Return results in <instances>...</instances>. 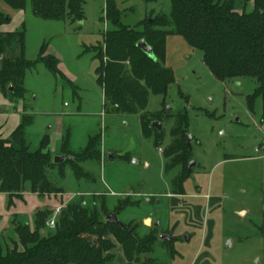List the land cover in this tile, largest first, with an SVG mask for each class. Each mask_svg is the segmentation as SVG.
Listing matches in <instances>:
<instances>
[{
	"label": "rangeland",
	"instance_id": "374dc122",
	"mask_svg": "<svg viewBox=\"0 0 264 264\" xmlns=\"http://www.w3.org/2000/svg\"><path fill=\"white\" fill-rule=\"evenodd\" d=\"M83 1L84 19L75 23L37 18L30 7L20 13L22 22L25 21L26 58L38 59L40 48L45 45V55L54 54L60 68L73 79L71 83L62 73L55 75L42 63L26 72L22 99L27 105L25 114L33 116V121L36 118L27 129V144L32 151L39 148L43 139L38 144L39 134L51 126L55 140L60 134L70 136L73 152L84 149L90 137H102L101 162L81 164L91 173L92 180L78 179L69 166L65 168V178H60L57 168L48 171L49 179L66 190L65 197L85 188L102 193L77 195L69 201L56 200L58 205L65 208L80 200L91 205L96 199L101 208L104 200L107 210V214L101 215L104 220L106 215L116 213L117 206L139 202L138 206L117 211L119 220L137 225L140 236L156 230L157 236L178 238L174 259L170 260L161 241L153 254L146 255L157 259L159 264H194L199 258H202L200 264H264L262 101L258 99L252 111L246 100L258 85L256 79L218 80L204 64L202 51L191 47L181 36L169 35L164 65L173 71L175 83L170 85L166 96L151 95L144 112L154 117L153 122H159V115L171 114L163 122L165 139L158 148L153 138L143 135L141 113L115 112L106 104L97 81V57L104 48V34L113 27L104 21L106 0ZM113 1L121 11L122 22L130 27L171 11L169 0ZM252 6L251 2L248 11ZM0 11L13 19L5 30L21 29L22 22L15 17L19 11L3 0ZM8 56H0V66ZM80 96L83 102L78 111ZM168 108L172 110L166 114ZM178 114H188L187 144L191 136L193 158L166 172L163 150L173 140L170 131ZM257 148L260 152H256ZM191 161L196 166L185 183L186 195H172L174 177L189 172ZM45 199L41 197L37 201L42 204L46 203ZM31 208V203L24 207L25 219L19 223H32ZM15 217L9 215L8 197H0V245L5 249L18 242L16 220H11ZM148 218L151 222L145 227L143 221ZM156 222L160 223L158 227ZM190 235L192 239L186 240ZM114 264L123 263L117 258Z\"/></svg>",
	"mask_w": 264,
	"mask_h": 264
},
{
	"label": "trees",
	"instance_id": "16d2710c",
	"mask_svg": "<svg viewBox=\"0 0 264 264\" xmlns=\"http://www.w3.org/2000/svg\"><path fill=\"white\" fill-rule=\"evenodd\" d=\"M3 1L16 11H26L30 7L35 17L48 21L75 23L85 16L83 0ZM169 1V14H158L130 27L122 22L121 11L115 2L106 0L104 21L113 28L104 34V48L97 57L99 66L96 69L106 104H110L115 112L141 113L143 135L153 138L155 146L161 148L165 131L153 127L154 117L144 112L151 95L166 96L170 85L175 83L173 71L164 62L168 36L178 35L191 47L202 51L204 64L218 80L256 79L258 85L246 100L253 111L256 101L261 99V124L264 126V0ZM251 2L252 10L248 11ZM10 22L11 17L0 11V26ZM142 40L153 49V57L138 48ZM45 51L46 46L42 45L38 59L26 58L25 25L15 32H0V56L9 55L0 66V94L11 100L23 99L26 72L40 63L55 75H61L59 60L45 55ZM159 116L158 120L163 124L171 114ZM32 123L33 116L25 114L22 123L8 139L0 136V192L9 195V209L14 198L22 196L27 184L30 192L39 196L63 193V188L49 179V170L57 168L60 178H65V168L69 166L78 179L90 181L91 174L81 164L102 160L101 135L90 137L84 149L73 152L70 150V136L66 134L62 149L71 159L55 164L50 152L44 151L50 142L48 135L43 137L35 151L27 144L25 133ZM187 129L188 114L176 115L170 131L173 140L163 150L167 160L166 172L193 158L191 145L187 144ZM189 178L190 172L178 173L173 179L172 194L185 195L184 186ZM102 204L98 208L96 199L91 205L85 200L69 203L61 210L56 226L50 232L47 231V222L53 214L50 208L35 212L33 228L29 223L13 220L18 242H14L12 248L5 249L0 245V264H114L117 244L133 264H159L157 259L146 257L155 252L159 241L168 251L170 260L175 258L174 244L178 238L161 240L156 230L140 236L137 225L124 223V228L107 223L101 216L102 212L107 214L106 202L102 200ZM138 205L139 202H127L117 206L116 212Z\"/></svg>",
	"mask_w": 264,
	"mask_h": 264
},
{
	"label": "crops",
	"instance_id": "0c3cea01",
	"mask_svg": "<svg viewBox=\"0 0 264 264\" xmlns=\"http://www.w3.org/2000/svg\"><path fill=\"white\" fill-rule=\"evenodd\" d=\"M17 11H19V14H16L15 17L18 18V19H20V22H22V19L20 17V13L23 14L24 13V10H17ZM12 21H13V19L11 18V22ZM10 23H8V24H10ZM8 24H5V25L0 26V32L9 33V32H15V31H18L19 30V29H15V30H13V29L12 30H5L6 29V26H8ZM23 25H25V21L22 22L21 29H22ZM47 53L48 54H52L50 52H47ZM52 55H54V54H52ZM58 68H59L60 72L71 83H73V81H72L73 79L71 78L70 74L67 71L64 72L63 69L60 68V61H59ZM25 78H26V75H25ZM24 87H25V80H24ZM102 92H103V89H102ZM103 97H104V93H103ZM79 98H80L79 99V104L77 106V110L78 111L82 108V102H83L81 96ZM26 107H27V105H25V103L23 102L22 99H13V100H11V99H8V98H6V97H4L3 95L0 94V136L3 139H8L12 135V133L22 123V118H23V115H25ZM5 111H6L7 114H4L3 113ZM9 111H12V112H10L11 114L8 113ZM21 112H24V113L23 114H19ZM35 121H36V118L34 119V121H33V123H32L31 126H33V124L35 123ZM53 129H54L53 126L43 128L42 131H41V133L38 136L37 142L39 144L40 139L42 137L48 135L49 138H50V142H49L47 151L50 152V154L52 155V157L54 159L55 156H61V155H64L65 153H63V149H62V142H63V137L64 136H62L60 134V138L59 139L57 138V140H55L56 138H54V134L55 133H53L54 132ZM26 132H27V130H26ZM25 140H27L26 139V133H25ZM37 149L38 148H36L35 150H37ZM59 149H60V151H59ZM86 172H88V171H86ZM88 173H90V172H88ZM28 188H29V184H27L25 186V190L22 193V196L19 197V198H14V200H13L14 204H13V206L10 209L8 208L9 215L16 216L14 219H11V220L21 221L22 219H25L24 218L25 215H24L23 212H25L24 207H26V205L28 203H31L32 204V208H31V210H29L30 211L29 215L30 216H33L37 210H42V209H45V208H50L52 211H54V209L57 206H59L58 203L56 202V200L69 201L70 199H72L74 196H77V195L89 196V195H94V194L97 195L99 193H102V192H100V191H98L97 189H94V188H89V189L88 188H85V189L78 190V191H76L74 193H70V195H68L67 197H65L66 190H63V191H65L64 193H59L57 195L39 196L38 194H35V193L30 192V190ZM172 195H174V194H172ZM185 195H183V196L174 195V196L184 197ZM0 197H8V203H9V195L8 194L1 193L0 192ZM41 197H43L44 199L45 198L47 199L46 203L43 202L42 204H40L37 201V199H39ZM174 203H175V205L178 204L176 201ZM150 222H151V219L150 218H148L147 220H144L143 221V226L149 227ZM29 224H33V221H32V223H29ZM159 225H160V223H159ZM190 237L192 239L193 236L190 235ZM114 253L116 255V259L118 258V260L121 263H123V264H133V263L129 262L126 259L125 254H124V251H123V248L120 245H118V244L116 245V248L114 250ZM201 261H202V258H199L197 261H195L194 264H200Z\"/></svg>",
	"mask_w": 264,
	"mask_h": 264
},
{
	"label": "water",
	"instance_id": "95a60500",
	"mask_svg": "<svg viewBox=\"0 0 264 264\" xmlns=\"http://www.w3.org/2000/svg\"><path fill=\"white\" fill-rule=\"evenodd\" d=\"M137 46H138V48H140L143 52H145L149 56H152V57L154 56L153 49L144 40L140 41ZM171 110H172L171 108H168L167 111H166V114L169 113ZM152 126L157 128L158 131H161L163 129V124L161 122L154 121L152 123ZM192 140H193V138L191 136H189V142H188L189 145L191 144ZM68 159H71V156L67 155V154H64V155H61V156H55L54 159H53V162L55 164H61V163H64ZM195 166H196V162L195 161H191L190 164H189V167H188L189 172H191L192 168L195 167ZM150 201H151V199H147V202H150ZM105 220H106L107 223L120 225V226H122L124 228L126 227L124 225V223L119 220L118 213H112V214L108 215ZM155 226L156 227L159 226V222H156ZM160 239L161 240L168 239V240L172 241V237L171 236H166V235L160 236ZM185 239L189 241L191 239V237L190 236H186Z\"/></svg>",
	"mask_w": 264,
	"mask_h": 264
},
{
	"label": "built area",
	"instance_id": "2783aa9c",
	"mask_svg": "<svg viewBox=\"0 0 264 264\" xmlns=\"http://www.w3.org/2000/svg\"><path fill=\"white\" fill-rule=\"evenodd\" d=\"M256 152H260V148H257V149H256ZM62 209H63V206H62V205H59V206H57V207L54 209L51 218H50V219L48 220V222H47V227H48V228H50V229H54V228H55L57 218H58V216L60 215Z\"/></svg>",
	"mask_w": 264,
	"mask_h": 264
},
{
	"label": "flooded vegetation",
	"instance_id": "af4514ba",
	"mask_svg": "<svg viewBox=\"0 0 264 264\" xmlns=\"http://www.w3.org/2000/svg\"><path fill=\"white\" fill-rule=\"evenodd\" d=\"M162 235H165V234H160L159 237L162 236ZM166 236H167V235H166ZM166 240H168V239H166ZM172 240H173V239H172ZM169 241H170V240H169Z\"/></svg>",
	"mask_w": 264,
	"mask_h": 264
}]
</instances>
